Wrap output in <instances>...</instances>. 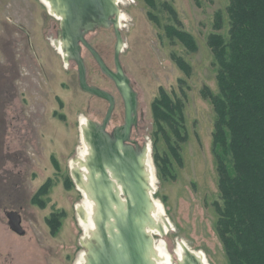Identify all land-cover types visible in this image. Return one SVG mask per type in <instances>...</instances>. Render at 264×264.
Here are the masks:
<instances>
[{"label":"rangeland","instance_id":"1","mask_svg":"<svg viewBox=\"0 0 264 264\" xmlns=\"http://www.w3.org/2000/svg\"><path fill=\"white\" fill-rule=\"evenodd\" d=\"M124 49L121 61L139 94L133 138L151 147L153 198L172 225L153 235L178 263V242L202 252L208 264H229L217 231L221 203L216 112L219 93L215 54L209 45L219 11L229 0H120ZM172 8L176 16L171 14ZM228 20V19H227ZM191 34L197 51L171 38L166 26ZM60 20L42 0H0V263L77 264L85 235L79 206L85 192L72 164L84 149L82 121L101 122L108 102L84 92L74 61L54 46ZM114 69L112 28L87 36ZM90 84L111 92L117 106L108 126L124 123V104L114 83L83 48ZM182 59L189 70L179 64ZM171 107L169 122L156 107ZM48 186L47 192H40ZM42 200V203H41ZM22 216L24 236L13 232L7 212ZM59 215L54 232L49 220ZM84 219V218H83Z\"/></svg>","mask_w":264,"mask_h":264},{"label":"water","instance_id":"2","mask_svg":"<svg viewBox=\"0 0 264 264\" xmlns=\"http://www.w3.org/2000/svg\"><path fill=\"white\" fill-rule=\"evenodd\" d=\"M59 16V40L64 58L74 61L78 69L80 88L108 102V109L101 122L87 120L82 128L89 155L84 162L88 172V185L95 202L98 218L96 233L87 245L85 264H156L153 259L155 239L150 228L155 224L153 216L154 187L149 178L151 147L141 145L132 138L139 121V94L127 75L121 54L124 49L121 9L118 0H48ZM98 28H112L116 42L114 69L110 68L100 52L87 36ZM83 48L92 55L101 72L114 83L124 104V123L113 130L108 126L114 115L117 100L109 91L88 81V70ZM150 164V172H151ZM74 174L81 184L82 173ZM86 218V212L80 208ZM9 226L24 236L22 216L17 211L7 212ZM167 225H172L166 219ZM182 255L177 264H208L201 252L182 243Z\"/></svg>","mask_w":264,"mask_h":264},{"label":"trees","instance_id":"3","mask_svg":"<svg viewBox=\"0 0 264 264\" xmlns=\"http://www.w3.org/2000/svg\"><path fill=\"white\" fill-rule=\"evenodd\" d=\"M147 1L155 5V0ZM226 16L228 20L219 11L215 27H228L227 32L209 36L219 84V93L211 96L222 201L215 203L217 231L229 264H264V0H229ZM166 30L191 52L198 50L188 32L172 25ZM170 112V104L162 100L155 115L169 122ZM58 220V214L49 220L54 232Z\"/></svg>","mask_w":264,"mask_h":264},{"label":"bare ground","instance_id":"4","mask_svg":"<svg viewBox=\"0 0 264 264\" xmlns=\"http://www.w3.org/2000/svg\"><path fill=\"white\" fill-rule=\"evenodd\" d=\"M43 3L47 6L49 12L54 15L55 17L59 18V16L53 11L51 4L48 0H42ZM118 2H120V0H118ZM122 19L123 16L120 15V23L122 24ZM54 42V46H56V48L59 51H63V47H62V42L60 40H53ZM82 128L84 126H86V120L84 119L82 121ZM83 139V144H84V149L79 151L80 157L74 162V164H72V167L75 170H78L79 172L82 173V183L81 188L83 189V191L85 192V201L83 205L79 206V210L82 207L83 210L86 212V218L83 219V217L80 219L82 221V228L84 229L85 235L83 237L82 243L83 245H87L89 239L92 237L93 233H96V219L98 218V214L96 212V207H95V202L92 201L93 195L91 193V191H89V183H88V172L86 170V167H84V162L87 160L88 155H89V146L87 144V142ZM148 170H149V178L150 181L153 185L154 179H153V173L152 170L150 172V164H148ZM92 197V198H91ZM80 212V211H79ZM82 216V215H81ZM153 216L156 222V225L154 224L149 230L152 233V235H156V234H160V235H166L169 231H171L172 229L168 227L167 225V217L165 214V211L162 207V205L155 201L154 202V208H153ZM182 249H183V245L182 242H178V247H177V254L179 257H181L182 255ZM201 256L204 259L205 255L204 253L201 252ZM85 258H86V250L84 248V251L80 254V258L79 261L77 262V264H85ZM153 259L155 261L156 264H175L174 260H173V256L166 251L165 246H160L159 244H157L156 242L154 243V249H153ZM205 261L207 262V260L205 259Z\"/></svg>","mask_w":264,"mask_h":264},{"label":"flooded vegetation","instance_id":"5","mask_svg":"<svg viewBox=\"0 0 264 264\" xmlns=\"http://www.w3.org/2000/svg\"><path fill=\"white\" fill-rule=\"evenodd\" d=\"M114 32V31H113ZM115 35V34H114ZM92 56V55H91ZM93 58V57H92ZM93 60H94V58H93ZM95 61V60H94ZM96 62V61H95ZM99 67V66H98ZM88 81H89V79H88ZM90 83V82H89ZM120 126V125H119ZM118 126H116L115 128H117ZM115 128H113L112 130H111V132H113V130L115 129ZM134 129H136V128H134ZM133 132H134V130H133ZM132 136H133V133H132ZM133 138V137H132ZM134 139V138H133ZM135 140V139H134ZM135 141H137V140H135ZM138 142V141H137ZM1 264V263H0Z\"/></svg>","mask_w":264,"mask_h":264}]
</instances>
